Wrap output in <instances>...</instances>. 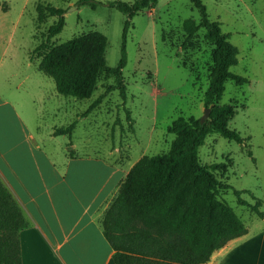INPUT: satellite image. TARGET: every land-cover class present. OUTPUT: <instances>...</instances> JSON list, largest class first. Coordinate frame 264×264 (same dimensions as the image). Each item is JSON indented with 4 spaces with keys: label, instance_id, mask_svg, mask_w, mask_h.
Instances as JSON below:
<instances>
[{
    "label": "rangeland",
    "instance_id": "1",
    "mask_svg": "<svg viewBox=\"0 0 264 264\" xmlns=\"http://www.w3.org/2000/svg\"><path fill=\"white\" fill-rule=\"evenodd\" d=\"M95 1L104 4L92 8L79 6L78 0H0V94L14 104L24 121L45 132L69 125L77 116L84 117L70 143L77 144L79 154L102 155L117 162L119 158L115 159L112 151L120 146L123 151L119 156L125 164L143 151L145 156L166 153L182 139L168 132L172 122L180 117L201 119L205 114L214 45L205 40L204 29L193 37L183 29L186 19L200 21L199 11L192 0H158L132 19L123 70L125 101L115 88L116 78L106 72L99 75L90 99L61 95L54 80L37 69L42 59L39 55L99 31L108 38L107 66L116 67L121 59L126 16L107 5L116 0ZM203 2L211 20L220 23L238 51V63L230 70L248 77L249 82L240 86L226 81L220 100V104L236 103L237 114L228 127L240 132L245 142L209 134L199 148V158L203 165L217 166L219 181L261 199L260 210L264 212V0ZM38 4L66 10L64 29L49 41L46 34L57 17L38 22ZM41 43L45 44L37 48ZM101 96L100 103L85 115ZM8 111L0 108V129L11 126V121L3 118ZM60 139L69 140L66 135ZM217 197L232 207L245 225L261 221L239 203L234 190L221 191ZM241 197L258 204L248 193Z\"/></svg>",
    "mask_w": 264,
    "mask_h": 264
},
{
    "label": "trees",
    "instance_id": "2",
    "mask_svg": "<svg viewBox=\"0 0 264 264\" xmlns=\"http://www.w3.org/2000/svg\"><path fill=\"white\" fill-rule=\"evenodd\" d=\"M199 11L200 21L186 19L183 29L193 37L200 29L204 38L214 45L213 65L204 105L210 107L209 118L180 117L168 127L169 133L181 136V143L168 152L143 156L120 185L101 221L103 233L115 251L116 264H205L212 254L230 240L248 233V228L233 208L220 201L221 191L234 190L241 205L249 207L264 219L261 199L251 191L235 190L215 176L216 165L206 166L199 158V148L206 137L220 133L229 141L244 143L245 138L228 123L237 114L236 103L220 104L225 83L233 80L244 85L249 78L233 73L238 63V51L229 42V34L220 23L211 20L203 0H192ZM158 0L109 1L110 8L121 11L126 20L122 35L121 59L116 67H108L106 49L108 38L99 31L75 37L50 52L39 55L37 69L51 77L59 94L78 99H90L103 72L116 78L115 88L126 100L123 70L127 65V35L132 19L144 9L152 8ZM104 4L95 0H78L79 6L97 8ZM4 10L7 7L3 6ZM63 8L37 5L38 22L57 17L47 31V41L62 32L65 26ZM45 43L37 48L41 49ZM30 61L32 57L30 56ZM99 97L86 111L89 114L102 100ZM129 115V112H128ZM76 122L56 127L55 135H70ZM252 156V152H248ZM248 193L258 204L242 199ZM29 225L22 207L0 178V264H22L20 233Z\"/></svg>",
    "mask_w": 264,
    "mask_h": 264
},
{
    "label": "crops",
    "instance_id": "3",
    "mask_svg": "<svg viewBox=\"0 0 264 264\" xmlns=\"http://www.w3.org/2000/svg\"><path fill=\"white\" fill-rule=\"evenodd\" d=\"M29 78V76H27ZM0 178L12 192L28 220L21 231L22 264H116L115 251L101 221L117 196L133 162L121 161L123 147L112 151L117 162L102 155L79 154L72 136L42 131L24 121L12 102L0 94ZM13 125V127H12ZM113 155V156H114ZM246 224L248 233L216 250L205 264H264V219Z\"/></svg>",
    "mask_w": 264,
    "mask_h": 264
},
{
    "label": "water",
    "instance_id": "4",
    "mask_svg": "<svg viewBox=\"0 0 264 264\" xmlns=\"http://www.w3.org/2000/svg\"><path fill=\"white\" fill-rule=\"evenodd\" d=\"M210 112H211V108H210V107H208V108L205 109V114H204V116L200 119V121H201L202 123L205 122V120L209 118Z\"/></svg>",
    "mask_w": 264,
    "mask_h": 264
}]
</instances>
